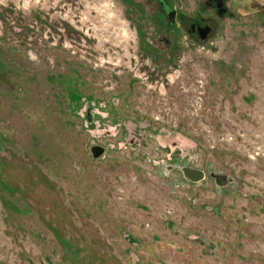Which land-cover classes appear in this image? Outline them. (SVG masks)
<instances>
[{
  "label": "rangeland",
  "instance_id": "374dc122",
  "mask_svg": "<svg viewBox=\"0 0 264 264\" xmlns=\"http://www.w3.org/2000/svg\"><path fill=\"white\" fill-rule=\"evenodd\" d=\"M165 7L0 0V264H264V0Z\"/></svg>",
  "mask_w": 264,
  "mask_h": 264
},
{
  "label": "water",
  "instance_id": "95a60500",
  "mask_svg": "<svg viewBox=\"0 0 264 264\" xmlns=\"http://www.w3.org/2000/svg\"><path fill=\"white\" fill-rule=\"evenodd\" d=\"M181 172L184 175L185 178L191 180V181H199L204 178V171L201 169L189 167V166H184L181 167ZM215 178L217 184L219 185H224L226 184V178L224 175H213Z\"/></svg>",
  "mask_w": 264,
  "mask_h": 264
},
{
  "label": "flooded vegetation",
  "instance_id": "af4514ba",
  "mask_svg": "<svg viewBox=\"0 0 264 264\" xmlns=\"http://www.w3.org/2000/svg\"><path fill=\"white\" fill-rule=\"evenodd\" d=\"M159 2L162 5V8L166 11L165 0H159ZM214 2L217 4L219 3V0H214ZM190 28L192 32H197V34L200 36H204L205 34H207V32L210 31V28L208 26L203 27L199 22L191 23Z\"/></svg>",
  "mask_w": 264,
  "mask_h": 264
}]
</instances>
